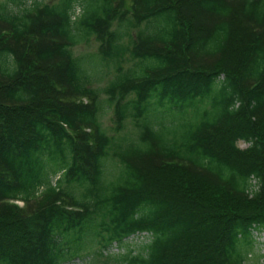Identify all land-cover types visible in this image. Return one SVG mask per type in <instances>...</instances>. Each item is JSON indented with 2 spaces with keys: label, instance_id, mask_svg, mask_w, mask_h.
Here are the masks:
<instances>
[{
  "label": "trees",
  "instance_id": "16d2710c",
  "mask_svg": "<svg viewBox=\"0 0 264 264\" xmlns=\"http://www.w3.org/2000/svg\"><path fill=\"white\" fill-rule=\"evenodd\" d=\"M11 1L23 8L0 1V264H66L142 232L150 242L115 261L260 264L264 0H81L75 19V0ZM92 36L115 67L104 87L72 52ZM109 106L115 131L131 117L137 137L114 141Z\"/></svg>",
  "mask_w": 264,
  "mask_h": 264
},
{
  "label": "rangeland",
  "instance_id": "374dc122",
  "mask_svg": "<svg viewBox=\"0 0 264 264\" xmlns=\"http://www.w3.org/2000/svg\"><path fill=\"white\" fill-rule=\"evenodd\" d=\"M1 2H8L9 7L15 11L23 8V4L18 3L17 1L13 3L11 0H0ZM42 2V5H52L58 4L61 0H39ZM32 3V0H26V5L29 6ZM81 0L72 1V6L70 12L72 13V18L75 19L81 13ZM116 26V25H115ZM135 30H132L131 35L134 37ZM126 41L129 38H125ZM129 42V41H128ZM98 40L92 36L89 40L84 41L80 44L72 47V52L75 57L80 58V64L83 71L86 73L88 70L94 71L95 77L91 85L93 87H104L108 80L113 77L115 74V67L112 61H105L101 58L98 53ZM131 64V61H126L124 66L127 67ZM98 71V72H97ZM97 72V73H96ZM101 98H106L105 93L101 94ZM104 106V104H103ZM102 109V108H101ZM101 111V110H100ZM114 111L113 106L105 107L104 111L100 114V120L106 132L113 136L114 141H120L124 137H137L138 136V127L135 125V121L128 117L125 120L124 129L120 132L115 131L114 123ZM142 122V120H141ZM238 146L240 148H246L248 146L247 142L239 141ZM256 240V245L253 249V252L250 254V260L259 261L260 264H264V231H258L254 235ZM151 239V236L142 233L138 235L131 236L127 238L123 244L113 243L108 247H101V254L98 253L99 247H96L94 253H86L81 258H77L72 262H66V264H121L120 262L115 261V257H119L133 250V253H138L142 245L148 243ZM250 261V262H251Z\"/></svg>",
  "mask_w": 264,
  "mask_h": 264
}]
</instances>
